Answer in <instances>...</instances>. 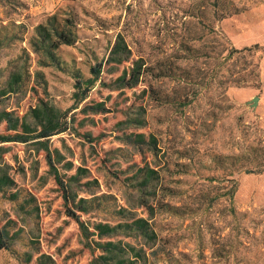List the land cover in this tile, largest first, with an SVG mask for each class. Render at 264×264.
Wrapping results in <instances>:
<instances>
[{"label": "rangeland", "instance_id": "1", "mask_svg": "<svg viewBox=\"0 0 264 264\" xmlns=\"http://www.w3.org/2000/svg\"><path fill=\"white\" fill-rule=\"evenodd\" d=\"M262 9L264 0H0V112L35 128L29 111L44 102L69 110L71 126L46 144H0V230L13 239L0 264H92L101 252L87 248L68 210L89 231L146 220L148 234L102 239L141 249L146 264H264ZM55 15L78 25L52 60L35 27L51 29ZM117 34L129 50L122 65L107 63ZM244 47L253 49L224 59ZM141 59L150 72L118 88L113 80ZM98 63L100 80L74 101L73 74L88 79ZM163 65L173 71L157 78ZM14 73L21 82L10 90ZM22 133L0 123V136ZM140 133L143 144L134 142ZM47 152L86 211L65 206ZM223 156L242 160L219 167ZM146 169L154 174L145 183Z\"/></svg>", "mask_w": 264, "mask_h": 264}, {"label": "trees", "instance_id": "2", "mask_svg": "<svg viewBox=\"0 0 264 264\" xmlns=\"http://www.w3.org/2000/svg\"><path fill=\"white\" fill-rule=\"evenodd\" d=\"M226 10V9H225ZM225 10L222 11L219 19L226 18L229 16ZM51 25V29H47L43 24H39L35 27V32L40 39V47L43 51L46 52L47 56L54 60L53 52L59 48L61 44L72 45L77 38V25L78 22L74 16L71 19L61 18L58 15L52 17V21H49ZM253 47H244L241 50H236L234 48L231 49L229 54L224 59H232L234 54L238 52H251ZM190 52V51H189ZM129 50L127 45L125 44L123 38L117 34L116 39L110 49L109 57L107 59V63H113L117 65H122L124 62L128 60ZM145 63L143 60H135L132 61L131 66L124 68L122 73L116 77L113 82L117 83L118 88H131L132 86L138 84L140 82V78L143 76V73L150 72L149 67H143ZM102 64L98 63L89 68V72L92 77L88 79H84L80 74L74 73V84L73 88L76 90L73 93V100L76 102H80L85 100L88 97V94L95 84V82L100 80ZM163 68L166 70L159 68L158 73L155 74L157 78L162 76H169L170 71H173V68L170 65H163ZM163 70V71H161ZM187 78V77H186ZM186 80V79H184ZM238 81V82H237ZM21 82V75L18 73H14L11 75L10 80L8 82V88L10 90L14 89V86ZM239 80H236L235 83H239ZM18 86V85H17ZM5 91H3L4 93ZM162 97L157 96V99H161ZM167 100V99H165ZM177 105L181 107H185L188 102L176 101ZM69 110L65 112H61L56 110L54 107L50 106L48 103L41 102L35 108L30 109L29 114L35 122V128L30 127L25 121H20L16 117H12V115L8 112H0V123L4 122L6 124V128L11 131H17L21 129L23 135H11V136H0V144L3 143H29L34 142L36 144H46L51 137L65 133L70 129V123L67 119V114ZM134 142L137 144L145 143V135L140 133L134 136ZM89 142H91V138L88 137ZM154 138H150L148 140L149 144H154ZM264 155L261 153L260 156ZM47 163L50 169L53 171V174L56 180L59 183L60 189L63 193V200L65 206L68 204H73L74 206L80 207L83 211H86V203L85 199H78L75 204V197L70 194L67 190L68 188L64 185L59 177L58 173L54 168L52 158L50 153H46ZM228 160V161H226ZM242 159L238 157H230L223 156L215 159V164L219 167H223L225 165L234 164L236 162H240ZM264 169H259L256 172H262ZM247 173H253L254 171H246ZM153 170H145L144 171V179L143 182L146 183L150 178L153 177ZM72 178V177H71ZM143 182H141L143 184ZM12 182L5 178L3 185L8 186L11 185ZM0 191L4 194V190L1 187ZM16 194H10L9 199L14 201L16 200ZM84 205V207H82ZM166 211L178 214L177 207H169L167 205L164 206ZM68 212L75 218L76 223L79 226L81 234L86 241L85 245L91 252L99 251L101 254L93 257L92 264H138L140 261L143 264L147 263L146 255L144 251L141 249H136L131 245H125V247L121 246L119 242L113 241H104L102 240L104 236H113L118 233V231H128V230H137L141 233H146L148 229V225L146 220L143 218L133 219L129 223H119L116 225H110L107 223H95L89 231V228L84 224V222L80 221L78 217L68 210ZM127 211L125 209H120L118 211L119 214L125 215ZM5 230V229H4ZM152 234V233H150ZM149 234V235H150ZM92 237V238H91ZM97 238V240L94 239ZM91 238V239H90ZM11 238H7L4 233L0 230V249H9L11 243ZM93 245L94 247H92ZM128 255L131 256V260Z\"/></svg>", "mask_w": 264, "mask_h": 264}, {"label": "crops", "instance_id": "3", "mask_svg": "<svg viewBox=\"0 0 264 264\" xmlns=\"http://www.w3.org/2000/svg\"><path fill=\"white\" fill-rule=\"evenodd\" d=\"M260 45L264 48V9L261 10L260 16ZM261 84L262 91H264V56L261 58Z\"/></svg>", "mask_w": 264, "mask_h": 264}, {"label": "water", "instance_id": "4", "mask_svg": "<svg viewBox=\"0 0 264 264\" xmlns=\"http://www.w3.org/2000/svg\"><path fill=\"white\" fill-rule=\"evenodd\" d=\"M254 103H255V101H254Z\"/></svg>", "mask_w": 264, "mask_h": 264}]
</instances>
